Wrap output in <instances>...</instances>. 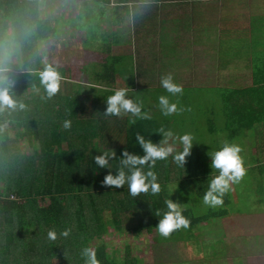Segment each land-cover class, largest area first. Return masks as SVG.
<instances>
[{"label": "trees", "instance_id": "1", "mask_svg": "<svg viewBox=\"0 0 264 264\" xmlns=\"http://www.w3.org/2000/svg\"><path fill=\"white\" fill-rule=\"evenodd\" d=\"M57 26L41 17L40 0H0V86L8 87L16 102L15 107L0 108V264H84V247L95 250L100 264H144L129 245L124 255H111L106 240L111 229L116 235L155 231L156 240L169 241L181 232L192 234L203 221L222 215L231 195L227 191L222 208L210 207L203 215H197L194 206L181 207L189 220L187 228L167 237L156 229L166 200L181 202L190 188L203 198L209 180L218 174L210 167L208 152L198 144L184 167L171 155L155 162L151 170L161 187L158 194L132 196L127 185L102 186L108 170L94 164V155L114 150L119 156L125 148L142 155L136 133L159 142L161 128L181 134L182 125L176 127L175 119L156 115L138 118L130 113L122 121L105 116L108 92L94 93L89 102L79 103L81 91L62 90L60 81L58 91L48 96L40 78L46 68L41 64V42L56 36ZM13 41L22 46L19 67L7 53ZM254 76L251 87L240 81L211 87L221 91L224 129L231 141L257 130L258 120H250L264 115V84L257 83L258 74ZM66 119L72 122L67 130L62 126ZM180 122L186 125L183 119ZM110 163L115 170L119 160ZM256 165L255 170L264 167ZM144 168L147 171L148 165ZM50 229L57 231L55 241L47 239ZM65 229L71 230L66 238L59 235Z\"/></svg>", "mask_w": 264, "mask_h": 264}, {"label": "crops", "instance_id": "2", "mask_svg": "<svg viewBox=\"0 0 264 264\" xmlns=\"http://www.w3.org/2000/svg\"><path fill=\"white\" fill-rule=\"evenodd\" d=\"M58 1L79 9L77 20H64L62 14L44 16L45 6L49 8ZM84 1L40 0L41 17L52 21L55 27L57 21L60 22L50 45L47 42L42 47L46 40L41 42L42 60L45 54L53 56L47 46L54 48L62 27L80 21L86 29L85 44L91 51L87 55L89 62L82 66L81 73L87 74V81L76 77L78 68L72 65L69 68L72 76L68 77L67 65L41 63L59 73L62 90L81 91L77 99L79 103L89 102L94 93L103 91L111 95L121 88L127 90L129 98L139 102L140 95L134 94L135 91L164 90L160 81L167 75H171L182 90L199 89L200 84L208 81L210 85L213 82L211 86L214 88L224 87L225 83L240 81L239 76L236 77L239 72L252 74L251 82L249 79L240 81L245 87L254 85L255 74H258L257 83L264 84V0ZM21 47L20 42L13 41L7 52L9 60L19 59L18 63L14 62L18 67L21 65ZM141 106L149 108L143 112L141 108L142 114L155 117L152 102ZM129 114L116 117L122 121ZM252 120H258L259 128L254 137L246 133L245 138H259V141L250 147L240 141L239 147H242V154L255 156L253 164L264 166V144L261 142L264 115ZM259 171L261 175L264 167ZM230 193L231 204L219 215L220 218L226 217L224 230L209 242L215 253V264H264V211L261 212L263 221H259L262 226L253 225L251 219L242 224L240 219L246 217L243 214H253L250 210L238 208L246 194L238 192L236 187ZM217 208H222L221 204ZM213 220L203 221L192 234L181 232L177 241L192 244L196 249L197 245L205 246L197 232L203 224ZM229 223L233 224L232 234Z\"/></svg>", "mask_w": 264, "mask_h": 264}, {"label": "rangeland", "instance_id": "3", "mask_svg": "<svg viewBox=\"0 0 264 264\" xmlns=\"http://www.w3.org/2000/svg\"><path fill=\"white\" fill-rule=\"evenodd\" d=\"M78 11L79 9H77L75 6L66 5L65 2L62 3L61 1H58L53 3L49 8L48 6H45L44 16H60L62 14L64 20H77L78 17H76V15ZM84 13L87 14V11H85ZM101 16L103 17L105 15L101 14ZM82 25L83 22L78 21L77 23H74L72 25L67 24L62 27L58 31L59 36L56 37L57 39L54 48L51 49L50 46H47L48 50L53 52V56L48 57L45 54L43 60L41 58V63L67 65L68 77L72 76L71 72H69V68H71L70 66L72 65L73 67L78 68V74L76 75V77L79 80L87 81V74H82L81 69L84 64L89 62V60L87 59V55L89 54V51H91V49L85 44L86 32L84 30L86 29ZM54 39L55 37L46 39L45 43L42 44V47H44L47 42L48 45H50V43ZM18 60V58H13V64L14 62L18 63ZM236 74H238L236 75V77L239 76L240 81H242L243 79H249V81L251 82L252 80L251 73L239 72ZM200 85L201 88L199 89L182 90V93L177 94L176 96H172L165 90L135 91L134 94L140 95V101H134L140 106L143 103L152 102V104L155 105L154 114L157 117L169 119L173 118L176 120V127H180L182 125L181 134H174L182 135L184 133H191L193 136L194 145L196 146L197 143L198 145H201V150H203V152L205 153L208 152L210 154V152L218 150L224 142L234 143L239 146V142L241 141L245 142L248 147L254 146L255 141H259V138H251L255 136V130L247 132V134H249V136L251 137H242L240 139H235V141L230 140L228 132L224 129V116L221 112L223 104L219 96L221 91L219 92L211 89V87L213 86V82L211 83V86L210 81L202 83ZM161 95L169 96L170 102L177 104L176 112L170 115L162 114L157 99ZM148 109L149 108L147 107L142 108V112ZM182 119L183 121H185L186 125L180 122ZM262 125L264 126V124ZM263 140L264 137L261 138V142L264 143ZM256 144L257 143H255V145ZM204 146H206V148H204ZM177 147H180V145L177 144ZM25 149L29 148L25 146ZM242 153L243 152L241 147L240 155L244 161L246 173L238 182H233V184L236 185L235 187L238 192L246 194L244 196V199H241L238 208L243 210H250L253 214H243L246 216L245 220H240L242 224H245L247 220L249 221L251 219L253 220V225L262 226L261 224H259L261 223L259 221H263L261 219L263 213L261 212L264 211V176H261L259 174V170H255L256 168H253V165H255L253 164L255 162V156L252 155V158L251 155ZM178 185V183L174 184L173 188L174 186ZM234 185H232V182H230V188L228 191L229 193L230 191L232 193L233 191H235ZM197 192L199 193L198 190ZM180 197L181 195H179L177 198ZM187 199H189L190 201H186ZM181 202H178L180 204V207H196L198 210L197 215H203L208 210V208H217L218 206L205 205L203 203V199L198 196L196 190L193 188H190L189 195L187 197H184ZM225 221L226 217H218L213 221L202 225L201 230L197 232V234H200V238H202L201 240L205 244V246H203L202 244L197 245L198 249H196L192 244L186 245L182 241L178 242L177 238L180 237L181 234H179V236L172 237L169 241H159L155 239V237L157 236V233L155 231L148 232L146 230H142L139 232L132 231L130 233H120L116 235L111 229V232L109 233V236L106 240L109 243V252H111V255H124L126 246L129 245L131 246L132 252L136 256V258L144 264H180L179 262L181 261L182 264L184 261L189 262V264H215V253L210 248L209 242L215 240V237L224 230ZM234 222H236V220H234ZM231 226H233V224L229 223L228 229L230 234H232L233 231V227Z\"/></svg>", "mask_w": 264, "mask_h": 264}, {"label": "clouds", "instance_id": "4", "mask_svg": "<svg viewBox=\"0 0 264 264\" xmlns=\"http://www.w3.org/2000/svg\"><path fill=\"white\" fill-rule=\"evenodd\" d=\"M41 83L45 87L48 96L54 95L59 89L60 75L51 66L46 67L40 73ZM163 89L176 96L182 93V87L173 81L171 75L161 78ZM158 104L163 115H170L177 111V104L170 102L169 96L161 95ZM105 116H119L122 113H131L138 118H148L146 113H141V106L127 96L126 89H117L105 100ZM16 102L9 94V88L0 86V108L3 106L15 107ZM23 107V105H21ZM71 120L63 121V128L70 129ZM161 139L153 142L150 138L146 139L139 132L136 133V143L142 149V155L130 152L125 148L119 156L114 150L99 152L93 156L94 164L100 169H107L108 172L101 182L104 187H115L117 189L127 185L128 192L132 196L151 191L158 194L161 191L160 184L155 172L151 170L157 160H164L172 156L178 166L184 167L186 158L190 155L193 147V136L191 133L176 135L172 130H159ZM177 144L181 146L177 150ZM241 148L234 143L224 142L222 146L208 155L210 156L211 169L217 170L216 175L212 176L208 182V188L203 195V203L207 206L222 204L223 195L229 191L230 182H238L246 173L244 161L240 155ZM119 160L118 167L113 170L110 161ZM148 165L145 171L144 166ZM166 211L160 215L156 229L161 236L167 237L174 230L187 228L189 220L182 214L180 204L173 199L165 202ZM70 229H65L59 233L62 237H68ZM58 238L57 231L50 229L47 232V239L55 241ZM81 257L84 264H100L96 252L90 247L81 250Z\"/></svg>", "mask_w": 264, "mask_h": 264}]
</instances>
